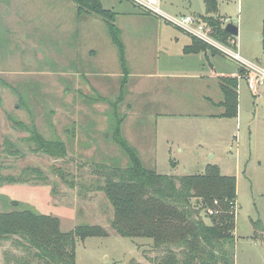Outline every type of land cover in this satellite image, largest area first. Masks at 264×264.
<instances>
[{
  "label": "rangeland",
  "instance_id": "rangeland-1",
  "mask_svg": "<svg viewBox=\"0 0 264 264\" xmlns=\"http://www.w3.org/2000/svg\"><path fill=\"white\" fill-rule=\"evenodd\" d=\"M103 5L118 12L116 22L135 65L147 62L144 54L136 53L142 38L195 41L133 0H103ZM160 8L176 17L207 14L204 0H160ZM215 15L225 26L239 27L237 44L224 46L264 68V0H219ZM149 20L160 23L142 30L140 23ZM220 59L236 71L238 61ZM123 75L118 48L102 17H79L72 0H0V173L23 177L22 171L32 166L43 169L47 177L39 180L31 174L22 178L25 182L1 185L0 211L32 208L55 215L64 231L81 224L108 229L114 209L97 188L93 163H128L110 138L113 105H118L124 116L123 135L148 167L184 176L205 173L209 164H217L223 174L236 177L234 261L264 264V238L257 236L264 235V82L252 90L247 79L240 78L238 115L217 118L204 115L220 109L203 101L206 85L194 77L145 78L146 90L129 77L125 98L119 102ZM208 89L216 98L215 85ZM99 95L108 100L94 101ZM14 120L29 128L34 123L46 139L64 140L67 155L35 150L31 133ZM9 143H14V152L7 150ZM55 168L66 172L67 181L56 176ZM15 201L20 205L14 206ZM257 222L262 229H257ZM109 231L108 236L79 240L76 264H153L149 239ZM23 254L12 240L0 243V264H16L15 256Z\"/></svg>",
  "mask_w": 264,
  "mask_h": 264
},
{
  "label": "trees",
  "instance_id": "trees-1",
  "mask_svg": "<svg viewBox=\"0 0 264 264\" xmlns=\"http://www.w3.org/2000/svg\"><path fill=\"white\" fill-rule=\"evenodd\" d=\"M77 5L78 16L96 14L103 18L113 43L117 46L123 75L119 102L125 98L130 69L126 46L117 24V12L106 8L102 0H72ZM207 14L202 19L211 27L218 41L232 45L235 36L225 29V22L215 15L219 0H204ZM194 43L185 47L186 53H200L215 49L194 37ZM246 71L239 66V75ZM225 107L222 116H237L239 112V76L220 79ZM107 101L99 95L94 101ZM112 138L128 157L124 166L116 164L94 165L98 174L97 188L103 191L114 209L109 230L128 238H146L151 243L153 264H235L237 180L225 175L219 165L209 164L205 173L195 175H166L146 165L138 150L128 143L122 132L124 116L118 105H113ZM12 119V117H11ZM15 123L31 133L29 141L35 150L53 156L65 157L67 145L64 140L46 139L36 128L23 122ZM7 150L14 143L7 144ZM13 149V150H12ZM13 151V152H14ZM56 176L66 179V172L55 168ZM23 177L2 175L0 186L6 182H25L31 174L39 180H47L43 169L28 166ZM38 180V179H36ZM32 181V180H30ZM20 205L18 201L12 203ZM213 211V213H211ZM206 218L210 219V223ZM58 216L38 212L32 208H15L0 211V243L12 240L24 254L15 256L16 264H76L77 244L88 237H104L110 234L100 224H81L64 231ZM257 229L263 226L256 223ZM257 236L264 238L257 232ZM137 264H141L137 262Z\"/></svg>",
  "mask_w": 264,
  "mask_h": 264
},
{
  "label": "crops",
  "instance_id": "crops-1",
  "mask_svg": "<svg viewBox=\"0 0 264 264\" xmlns=\"http://www.w3.org/2000/svg\"><path fill=\"white\" fill-rule=\"evenodd\" d=\"M55 12H57V10H55ZM149 21L150 22H146V24L140 23L139 26H141L142 30L148 26L152 28L155 26L157 27V23H160L157 21ZM119 28L121 29L120 26ZM156 38L157 39L153 41H150L148 38H142L138 41L139 44L136 49V53L144 54L147 62H139L136 65L133 61L131 62V58L127 55L129 46L124 42L126 46V57L130 69L129 77L133 78V84L136 85L137 83L139 89L146 90L145 87L147 88V84L144 80L145 78L153 79L177 76H183V78L194 77L198 79V84L206 85L204 94H202L203 97H201L203 101H206L208 104H213L214 107L218 106L220 109L215 113L206 112L204 115L216 116L217 118H220L222 113L225 111V107L222 104L224 101V94L220 79L223 77L239 76L240 65L238 64L236 71L230 69V67L220 59V57L223 58L227 55L220 51L218 53L216 50H207L200 53H186L185 47L192 44V39L187 43H180L178 36H170L165 39L156 36ZM152 59L153 62H151ZM136 78H138V82H136ZM178 81L179 80H176L177 83ZM164 82L165 79L161 82L158 81V86H161ZM211 84H214L217 89L216 98L209 94L208 86Z\"/></svg>",
  "mask_w": 264,
  "mask_h": 264
},
{
  "label": "built area",
  "instance_id": "built-area-1",
  "mask_svg": "<svg viewBox=\"0 0 264 264\" xmlns=\"http://www.w3.org/2000/svg\"><path fill=\"white\" fill-rule=\"evenodd\" d=\"M133 1L143 10L164 17L173 25L187 32L190 36L206 42L211 47H214L218 51L223 52L228 57L238 61L240 67H242L246 71L245 75L243 74L239 75V79L246 78L249 87L252 90L257 89L258 83L264 82V68L252 63L251 61L243 57L239 53V51L238 52L233 51L232 49L224 46L227 44H224L218 41L217 39H215L212 35L211 27L202 18H199L192 14L182 15L180 17L169 15L160 8V0H133ZM233 43L237 44L235 40L233 41ZM211 213H213V211H211Z\"/></svg>",
  "mask_w": 264,
  "mask_h": 264
},
{
  "label": "water",
  "instance_id": "water-1",
  "mask_svg": "<svg viewBox=\"0 0 264 264\" xmlns=\"http://www.w3.org/2000/svg\"><path fill=\"white\" fill-rule=\"evenodd\" d=\"M227 32L232 34L233 36H237L239 34V27L233 23H229L225 26Z\"/></svg>",
  "mask_w": 264,
  "mask_h": 264
}]
</instances>
